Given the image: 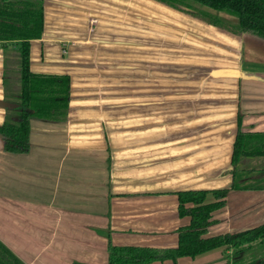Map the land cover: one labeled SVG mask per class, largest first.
<instances>
[{
	"label": "crops",
	"instance_id": "0c3cea01",
	"mask_svg": "<svg viewBox=\"0 0 264 264\" xmlns=\"http://www.w3.org/2000/svg\"><path fill=\"white\" fill-rule=\"evenodd\" d=\"M43 6L30 68L70 76L68 117L32 119L27 153L6 152L0 137V241L25 264H108L110 245L177 247L190 224L177 193L231 187L239 114L244 131L264 133V38L157 0ZM14 46L0 43V100ZM103 78L132 79L131 118L123 101L88 95ZM213 220L207 237L263 224L264 192L231 191ZM227 249L151 264H229Z\"/></svg>",
	"mask_w": 264,
	"mask_h": 264
},
{
	"label": "trees",
	"instance_id": "16d2710c",
	"mask_svg": "<svg viewBox=\"0 0 264 264\" xmlns=\"http://www.w3.org/2000/svg\"><path fill=\"white\" fill-rule=\"evenodd\" d=\"M183 11L208 24L241 35L250 33L264 38V0H157ZM44 0H0V43L7 49L15 43L14 60L20 75L16 95L7 92L9 59L6 57L4 86L6 100L20 104L16 110H6L0 126L3 148L10 153L30 150V122L67 120L71 100L69 75H46L31 71V42L42 38L44 31ZM219 13L232 18H224ZM12 96V97H9ZM243 115L238 116V131L233 145L230 188L220 190L181 191L179 214L190 217V224L177 230L175 248L140 246H109L108 264H151L194 258L208 251L227 247L229 264H264V223L238 233L207 237L215 222L213 214L224 208L231 191L264 190V168H247V159H264V133L246 132L242 128ZM208 196L214 198L208 202ZM0 264H25L0 241Z\"/></svg>",
	"mask_w": 264,
	"mask_h": 264
},
{
	"label": "rangeland",
	"instance_id": "374dc122",
	"mask_svg": "<svg viewBox=\"0 0 264 264\" xmlns=\"http://www.w3.org/2000/svg\"><path fill=\"white\" fill-rule=\"evenodd\" d=\"M226 18V17H225ZM228 19V18H227ZM8 53L10 56V61L8 63V74H7V92H9L10 95H16L19 99V93L17 88L20 85V75L18 71L16 70V64L14 62L16 56V51H9ZM17 72V73H16ZM83 81V79H82ZM86 83V82H85ZM83 82V86L85 85ZM88 95L91 93L98 92V101L99 102H110V103H121L123 101L124 103V109H125V118H131L132 117V98H133V87H132V79L131 78H125L124 80H118V79H110V78H103V79H92L89 80L88 83ZM12 97V96H9ZM159 98V95H158ZM161 102H163L164 95H160ZM120 113V111H119ZM166 116V112L163 108H158L157 110V117L158 118H164ZM246 167L247 168H264V159L263 158H256V159H247L246 160ZM256 193H262L264 191H256V190H250ZM185 218V217H184ZM101 234L104 235V230L99 231ZM111 235V232H109ZM106 234V233H105ZM174 262V261H173Z\"/></svg>",
	"mask_w": 264,
	"mask_h": 264
},
{
	"label": "water",
	"instance_id": "95a60500",
	"mask_svg": "<svg viewBox=\"0 0 264 264\" xmlns=\"http://www.w3.org/2000/svg\"><path fill=\"white\" fill-rule=\"evenodd\" d=\"M18 108H20V104L17 102H12L8 100H0V109L2 110H16Z\"/></svg>",
	"mask_w": 264,
	"mask_h": 264
}]
</instances>
